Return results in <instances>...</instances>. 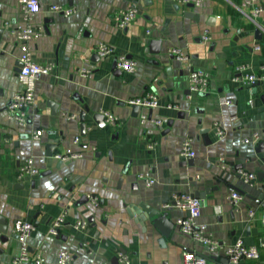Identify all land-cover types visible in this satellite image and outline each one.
I'll list each match as a JSON object with an SVG mask.
<instances>
[{"label":"crops","instance_id":"obj_1","mask_svg":"<svg viewBox=\"0 0 264 264\" xmlns=\"http://www.w3.org/2000/svg\"><path fill=\"white\" fill-rule=\"evenodd\" d=\"M38 2L40 12L31 24L40 35L29 46L35 62L55 69L36 82V103L21 127L5 113L9 99L21 89L17 74L22 52L9 33L22 24L20 0H0V228H6L5 235L0 233V264H12L19 253L12 232L16 221L33 223L35 230L25 243L31 256L39 255L47 264H57L63 250L72 255L68 264H112L119 256L129 264H185V253L206 264H224L225 248L236 240L259 252V259L239 264H264V83L252 93L253 88L234 80L239 77L235 67L257 72L264 64V13L248 19L240 0H203L193 8L168 0ZM53 6L74 13H54ZM131 6L138 15L121 29L115 17ZM206 30L210 42L201 39ZM154 40L160 42L157 54L150 51ZM100 43L135 61V70L120 72L115 58L97 57L92 50ZM174 49L189 57L187 65L172 55ZM83 70L88 71L85 76ZM192 70L208 76L204 95L189 91ZM146 93L156 96L157 107L135 113L128 101ZM103 111L116 118V127L93 121ZM140 115L147 121L141 123ZM156 120L163 126H156ZM216 127L224 131L220 139ZM39 130L42 135L32 139ZM253 134L259 141L244 143ZM188 138L195 153L190 165L180 157V145ZM66 151L80 157L54 158ZM26 158L34 161L39 175L19 181L17 168ZM239 171L255 174V182L243 183ZM143 173L153 178L152 186L138 178ZM231 190L242 197L236 208L227 202ZM182 193L204 197L198 223L206 226L218 249L211 251L179 231L176 220L186 216L185 210L164 208ZM90 197L97 198L96 205ZM140 203L167 213L173 224L167 238L152 220L139 222L129 215ZM62 213L67 224L52 237L48 228ZM76 221L88 226L76 230Z\"/></svg>","mask_w":264,"mask_h":264},{"label":"built area","instance_id":"obj_2","mask_svg":"<svg viewBox=\"0 0 264 264\" xmlns=\"http://www.w3.org/2000/svg\"><path fill=\"white\" fill-rule=\"evenodd\" d=\"M169 2L184 6L187 4H193L195 7H199L203 0H168ZM20 9L22 24L10 28L9 33L13 35L20 43L21 56L19 63L21 68L18 71L17 79L20 84V91L14 94L8 101L5 107V113L8 119L13 120L18 126H25L29 119V114L34 108L36 103L35 85L40 77L51 74L55 66L53 64H39L34 61L31 53V47L29 43L39 37L40 33L36 30L31 22L33 17L40 12V6L38 0H20ZM240 9L243 14L250 20H257L261 14L264 13L263 0H240ZM50 10L54 13H60L64 16H69L74 13L72 8H62L60 6H53ZM138 10L131 6L127 10L120 12L115 17L116 24L119 28L123 29L131 24L136 16ZM8 25V24H6ZM203 42H210L211 36L206 30L202 36ZM261 46H256L255 50L259 51ZM92 52L99 58H115L116 69L124 73H132L136 68V62L127 58L125 55H115V50L109 45L100 43L96 45ZM172 55L183 64L187 65L189 57L182 54L179 50H172ZM88 71H81V75L85 76ZM234 73L239 77L234 80H240L242 86L247 88H253L257 84L264 83V64L258 69L257 72H248L245 66H237L234 69ZM209 79L206 73L202 71L192 70L189 74V91L191 94H204L208 92ZM231 102H227L230 104ZM128 104L132 107L153 109L157 107L156 96L153 93H146L144 96L133 98L128 101ZM105 124L116 127L118 125L116 118L108 113L101 112ZM147 116L140 115L141 123L147 121ZM156 126L162 127L163 122L156 120L153 122ZM217 138L224 136V131L219 127L215 128ZM42 135V130L36 131L32 134V139H38ZM250 141L258 142V134H253L251 139H247L244 143ZM74 143H79V138L74 139ZM192 140L190 138L185 139L180 145V157L185 160L193 159L195 153L192 149ZM80 157V154L66 151L65 153H56L54 158L58 161H66L68 159H75ZM39 175V170L35 166L34 161L31 158H26L18 166L16 177L17 180L22 181L25 179H33ZM238 178L245 184L252 185L256 176L253 173L239 171L237 173ZM138 178L142 180L145 186L149 187L154 184L153 178L149 173L139 174ZM262 193L264 195V182L262 185ZM93 205L97 204V198H89ZM242 197L239 192L231 190L227 197V202L232 208H236ZM203 201L199 198H195L189 194H178L173 197V202L164 206V208L174 207L177 209L185 210L186 216L178 218L176 220L177 227L180 232L191 237L195 242L206 245L213 251L220 246L217 241L207 234L206 226L198 223ZM215 211L219 213V208H215ZM254 212H249V217L253 218ZM67 224L66 215L60 214L50 224L48 228V234L52 237H57L62 227ZM76 230H84L88 223L87 221H76L72 224ZM35 230L33 223L29 221H16L13 225L12 232L17 236L20 243L19 253L12 259V264H47L41 256H31L29 249L25 243ZM262 233L264 236V221L262 223ZM225 257L228 260V264H239L243 260H257L259 259V252L255 246H247L241 240H236L234 243L225 248ZM72 260V255L69 251H60L56 256L57 264H68ZM118 261L122 264H129V261L124 256H119ZM185 264H206L202 259L193 260L191 255L184 254Z\"/></svg>","mask_w":264,"mask_h":264},{"label":"water","instance_id":"obj_3","mask_svg":"<svg viewBox=\"0 0 264 264\" xmlns=\"http://www.w3.org/2000/svg\"><path fill=\"white\" fill-rule=\"evenodd\" d=\"M187 7L189 8H193V4H188ZM3 30H0V36L2 35ZM256 35V39L260 40L262 33L259 29L256 30L255 32ZM159 46H160V42L154 40L150 43V51L153 53H159ZM156 47V48H155ZM158 47V48H157ZM116 62L114 61V68H115V64ZM21 68V64L18 65V71ZM119 73V71H117ZM256 91V86L253 87L252 89V93H255ZM200 95H204V94H200ZM49 106L51 107V110L53 113H55V106L49 104ZM138 111L137 107H135L134 112L136 113ZM85 115H86V110H84L83 112H81L80 114V122H81V130L84 131L85 129ZM93 121L100 127H104L105 123H104V117L102 114H95L92 116ZM207 132H205V130L203 132H201V134L205 135ZM205 138V137H204ZM205 140L207 141V138H205ZM261 147V144L259 145ZM52 148H50V153L47 154V156H51L52 155ZM192 160H187L185 164H191ZM193 197L195 198H199V199H203L204 197L202 195L199 194H192ZM133 211L131 213H129L130 216H135L137 217V220L139 222H146V220L150 219L152 220V224L153 226L162 234V236L164 238H167L172 229H173V224L168 220V215L167 213H160L158 210L153 209L149 206H147L144 203H140L138 204L134 209H132ZM0 233L2 235H5L6 233V228H0ZM210 250V249H209ZM202 259V258H200ZM118 260L115 259L112 261V264H117ZM222 262L224 264H228V260L227 259H223Z\"/></svg>","mask_w":264,"mask_h":264}]
</instances>
